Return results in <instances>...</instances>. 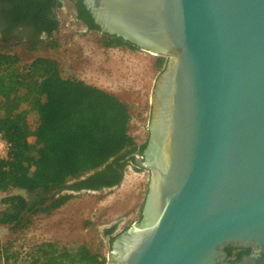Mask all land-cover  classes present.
Segmentation results:
<instances>
[{"label":"water","instance_id":"obj_1","mask_svg":"<svg viewBox=\"0 0 264 264\" xmlns=\"http://www.w3.org/2000/svg\"><path fill=\"white\" fill-rule=\"evenodd\" d=\"M82 3L101 34L166 57L145 148L125 158L148 172L138 220L106 264H264V0Z\"/></svg>","mask_w":264,"mask_h":264},{"label":"trees","instance_id":"obj_2","mask_svg":"<svg viewBox=\"0 0 264 264\" xmlns=\"http://www.w3.org/2000/svg\"><path fill=\"white\" fill-rule=\"evenodd\" d=\"M69 1L74 4L76 20L100 33L82 0ZM4 2L14 6L8 14L10 25L40 19L37 7L31 13V0ZM50 24L46 38L59 28L58 21ZM1 35L3 41L14 38L3 31ZM101 36L103 47L138 49L118 37ZM165 63L158 56L155 66L162 71ZM30 113L36 117L33 124L28 121ZM131 117L130 106L117 95L64 77L56 60L36 57L21 65L16 54L0 50V133L9 144L6 158H0V193L20 190L27 196L13 194L1 199L4 209L0 226L20 231L32 223L34 216L56 211L72 199L73 193L118 187L127 165L125 156L141 154L147 141L141 145L135 142L130 132ZM62 191L71 194L55 198ZM115 229L105 230L109 244L115 238ZM225 251L229 261L239 259L235 249ZM18 257L1 251L0 264H10ZM25 257L26 264H106V256L85 244L69 249L43 242Z\"/></svg>","mask_w":264,"mask_h":264},{"label":"rangeland","instance_id":"obj_3","mask_svg":"<svg viewBox=\"0 0 264 264\" xmlns=\"http://www.w3.org/2000/svg\"><path fill=\"white\" fill-rule=\"evenodd\" d=\"M59 28L51 38L3 41L0 50L16 54L21 65L36 57L56 60L64 77L84 79V82L117 95L131 109L130 132L140 145L148 135L150 96L154 80L160 70L155 66L158 56L140 49L127 47L106 48L97 31L88 30L75 20L72 3L62 0L56 10ZM166 61V57H163ZM28 121H36L30 113ZM33 141L32 139L30 140ZM148 172H133L131 167L123 171L118 187L101 194L73 193L50 215H36L32 223L20 231L0 226V253L19 255L10 264H26V254L43 242H54L69 249L82 244L93 252L108 255V238L105 230L116 226L113 236L138 220V210L147 188ZM26 194L20 190L0 193V212L4 209L1 199L7 195Z\"/></svg>","mask_w":264,"mask_h":264},{"label":"flooded vegetation","instance_id":"obj_4","mask_svg":"<svg viewBox=\"0 0 264 264\" xmlns=\"http://www.w3.org/2000/svg\"><path fill=\"white\" fill-rule=\"evenodd\" d=\"M31 1L33 3V6H31L32 8L31 13L35 12L34 7H37V11L40 16V19L34 23L21 22L16 25H10L8 23V18L10 15L8 14L14 8L13 3L4 2V0H0V35H1V32L3 31L6 33H9L10 37H17V36L20 37L21 36V37H24L30 40L40 39L47 35V29L51 25L50 22L58 21L56 10L60 7L62 0H31ZM65 1L70 2L69 0H65ZM72 5L74 7L73 3ZM135 153H138V152H135ZM131 154L125 156V158L130 156ZM125 158L123 160L124 163L128 164L131 162L130 160L131 158L127 161H125ZM235 250H236L235 253L239 254L238 255L239 259L242 256L249 254L248 249H235ZM238 260H235V261H238Z\"/></svg>","mask_w":264,"mask_h":264},{"label":"built area","instance_id":"obj_5","mask_svg":"<svg viewBox=\"0 0 264 264\" xmlns=\"http://www.w3.org/2000/svg\"><path fill=\"white\" fill-rule=\"evenodd\" d=\"M147 127H146V129H147ZM8 149H9V144L3 139L2 134L0 133V158H6L7 153H8Z\"/></svg>","mask_w":264,"mask_h":264},{"label":"crops","instance_id":"obj_6","mask_svg":"<svg viewBox=\"0 0 264 264\" xmlns=\"http://www.w3.org/2000/svg\"><path fill=\"white\" fill-rule=\"evenodd\" d=\"M79 80H83V81H84V79H79ZM101 89H102V88H101ZM31 139H32V138H30L29 141H30Z\"/></svg>","mask_w":264,"mask_h":264},{"label":"bare ground","instance_id":"obj_7","mask_svg":"<svg viewBox=\"0 0 264 264\" xmlns=\"http://www.w3.org/2000/svg\"><path fill=\"white\" fill-rule=\"evenodd\" d=\"M152 55H154V54H152ZM155 56V55H154Z\"/></svg>","mask_w":264,"mask_h":264}]
</instances>
